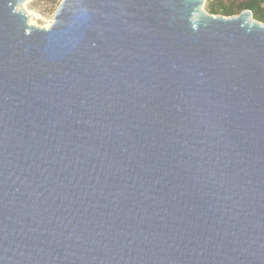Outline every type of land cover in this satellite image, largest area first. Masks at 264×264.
Listing matches in <instances>:
<instances>
[{"label":"water","instance_id":"obj_1","mask_svg":"<svg viewBox=\"0 0 264 264\" xmlns=\"http://www.w3.org/2000/svg\"><path fill=\"white\" fill-rule=\"evenodd\" d=\"M26 1L0 0V264H264V23Z\"/></svg>","mask_w":264,"mask_h":264},{"label":"rangeland","instance_id":"obj_2","mask_svg":"<svg viewBox=\"0 0 264 264\" xmlns=\"http://www.w3.org/2000/svg\"><path fill=\"white\" fill-rule=\"evenodd\" d=\"M62 1L63 0H27L23 7L29 17V23L41 28H50L54 22L56 11ZM241 1L243 0H212V4L216 7H232L237 10ZM205 10L215 16L230 17L222 13H212L208 0L205 4ZM238 14L232 16H237Z\"/></svg>","mask_w":264,"mask_h":264},{"label":"trees","instance_id":"obj_3","mask_svg":"<svg viewBox=\"0 0 264 264\" xmlns=\"http://www.w3.org/2000/svg\"><path fill=\"white\" fill-rule=\"evenodd\" d=\"M209 7L212 9V13H222L226 16H232L239 14L246 9L253 12L254 18L264 23V0H243L240 2L237 10L232 7H216L212 4V0H208Z\"/></svg>","mask_w":264,"mask_h":264}]
</instances>
